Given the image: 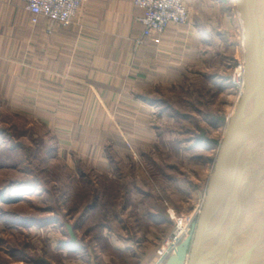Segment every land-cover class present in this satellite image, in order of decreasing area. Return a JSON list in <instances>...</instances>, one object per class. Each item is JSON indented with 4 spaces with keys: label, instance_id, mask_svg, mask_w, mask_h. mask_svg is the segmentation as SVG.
Instances as JSON below:
<instances>
[{
    "label": "rangeland",
    "instance_id": "rangeland-1",
    "mask_svg": "<svg viewBox=\"0 0 264 264\" xmlns=\"http://www.w3.org/2000/svg\"><path fill=\"white\" fill-rule=\"evenodd\" d=\"M183 2L186 27L197 39L188 61L147 100L158 108L144 118L155 139L138 149L128 145L132 161L123 170L135 182L107 179L78 161L73 167L60 162L56 148L41 140L45 130L27 128L25 115L0 109V264H81L79 256L86 258L92 244L81 241L80 253H72L67 224L78 223L81 234H100L91 226L119 218L127 221L122 228L129 238L152 240L157 230L158 261L177 228L169 212L177 219L196 214L240 101L244 27L236 0ZM133 184L138 188L128 198ZM126 200L129 210L122 211ZM106 255L103 264L137 263Z\"/></svg>",
    "mask_w": 264,
    "mask_h": 264
},
{
    "label": "crops",
    "instance_id": "crops-1",
    "mask_svg": "<svg viewBox=\"0 0 264 264\" xmlns=\"http://www.w3.org/2000/svg\"><path fill=\"white\" fill-rule=\"evenodd\" d=\"M145 13L134 0H92L71 26L45 18L33 26L22 0H0V109L25 115L27 128L45 130L41 140L56 148L60 162L73 167L78 161L107 179L135 182L123 170L132 161L128 145L138 149L155 139L144 118L158 108L147 100L188 61L197 39L186 26L145 38L139 21ZM133 185L127 196H135ZM126 223L106 220L91 226L100 234L85 235L73 221L77 240L69 248L80 253L81 241L92 244L86 258L79 256L81 264H103L107 251L136 264H159L157 230L152 240L133 239L122 228Z\"/></svg>",
    "mask_w": 264,
    "mask_h": 264
},
{
    "label": "water",
    "instance_id": "water-1",
    "mask_svg": "<svg viewBox=\"0 0 264 264\" xmlns=\"http://www.w3.org/2000/svg\"><path fill=\"white\" fill-rule=\"evenodd\" d=\"M244 93L227 126L192 234L165 264H264V0H236ZM73 241L75 228L66 226Z\"/></svg>",
    "mask_w": 264,
    "mask_h": 264
},
{
    "label": "built area",
    "instance_id": "built-area-1",
    "mask_svg": "<svg viewBox=\"0 0 264 264\" xmlns=\"http://www.w3.org/2000/svg\"><path fill=\"white\" fill-rule=\"evenodd\" d=\"M92 0H22L26 10L32 15L31 24L36 26L42 18L53 24L65 27L71 26L80 10ZM135 6L145 10V16L139 21L144 25V37H155L164 35L171 27H184L189 23L190 15L182 0H134ZM245 73V63L242 74ZM244 82L242 81L240 99L244 93ZM203 204V203H202ZM202 205L195 215L176 218L174 212H169L172 219L177 223L173 235L159 249L158 263L165 264L166 261L176 253L178 246L193 232V225L197 222ZM185 227L182 236L178 235V229Z\"/></svg>",
    "mask_w": 264,
    "mask_h": 264
},
{
    "label": "bare ground",
    "instance_id": "bare-ground-1",
    "mask_svg": "<svg viewBox=\"0 0 264 264\" xmlns=\"http://www.w3.org/2000/svg\"><path fill=\"white\" fill-rule=\"evenodd\" d=\"M186 231V228L185 227H181L178 229V235L179 236H182L184 234V232Z\"/></svg>",
    "mask_w": 264,
    "mask_h": 264
},
{
    "label": "trees",
    "instance_id": "trees-1",
    "mask_svg": "<svg viewBox=\"0 0 264 264\" xmlns=\"http://www.w3.org/2000/svg\"><path fill=\"white\" fill-rule=\"evenodd\" d=\"M71 242H72V240H71Z\"/></svg>",
    "mask_w": 264,
    "mask_h": 264
}]
</instances>
